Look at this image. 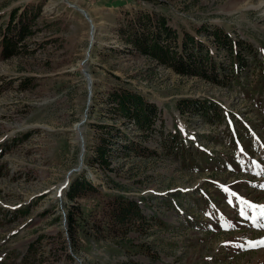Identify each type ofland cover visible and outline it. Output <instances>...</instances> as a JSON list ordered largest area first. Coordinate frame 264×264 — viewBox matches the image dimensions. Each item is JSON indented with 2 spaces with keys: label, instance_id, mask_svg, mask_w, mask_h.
<instances>
[{
  "label": "rangeland",
  "instance_id": "rangeland-1",
  "mask_svg": "<svg viewBox=\"0 0 264 264\" xmlns=\"http://www.w3.org/2000/svg\"><path fill=\"white\" fill-rule=\"evenodd\" d=\"M14 10L23 12L32 36L8 59L0 51V264H264L259 64L252 62L239 84L217 86L128 51L117 32L134 15L162 14L179 37L220 27L264 63V0H0L1 34ZM198 36L211 44L204 31ZM216 53L228 65L223 50ZM83 69L92 80L90 100ZM110 86L152 102L163 134L186 138L195 163L162 152L113 155L106 173L84 163L85 150L80 160L76 126L85 149L89 123L108 107L91 110L93 96ZM180 99L216 103L222 122L181 114ZM114 122L126 123L118 116ZM81 173L96 191L68 201V183ZM109 193L136 201L143 219L124 227L110 220ZM73 204L83 230L71 241L66 212Z\"/></svg>",
  "mask_w": 264,
  "mask_h": 264
},
{
  "label": "trees",
  "instance_id": "trees-1",
  "mask_svg": "<svg viewBox=\"0 0 264 264\" xmlns=\"http://www.w3.org/2000/svg\"><path fill=\"white\" fill-rule=\"evenodd\" d=\"M39 14L37 10L33 21ZM22 17L23 12L17 15V10H14L10 14L5 32L0 33V51L3 59L18 54L23 41L32 36L30 27L23 23ZM203 31L209 36L205 38L211 43L210 46L198 36ZM117 32L128 51H135L181 76H197L213 85L231 88L241 75L251 71L252 62L259 64L260 74L264 75V63L256 60L257 52L252 46L246 41L243 43V40L236 36H231L220 27L212 29L202 27L196 29L195 34L183 32L179 37L165 15L144 12L124 21ZM215 50H223L228 65L216 59ZM92 103L91 110L96 104L108 107L106 114L102 115L104 117H100L96 123H89L93 136L91 144L87 141L85 145L84 163L91 168L95 167L107 173L112 170L110 164L113 155L145 158L157 157L159 152L179 157L185 165L195 163V158L193 159L191 151L186 147L187 139L176 132L164 135L162 132L164 122L158 108L143 95L127 87L110 86L99 92V96L94 95ZM176 108L181 114L190 112L203 120L214 118L217 123L222 122V110L211 101L180 99ZM115 116L122 118L126 123L122 127L116 126ZM129 127L136 131L130 130ZM155 137L159 138L158 143H154V147H148L146 143ZM197 152L203 158L206 157L205 153ZM88 191L95 192L96 189L81 173L69 181L65 196L68 201H75L85 196ZM105 196L108 198V214L114 223L124 227L132 224L134 220L143 219L139 205L133 199L122 194L109 193ZM175 200L173 202H176ZM66 225V232L71 241H74V236L83 230V217L78 205L68 207ZM130 227L124 229L123 233Z\"/></svg>",
  "mask_w": 264,
  "mask_h": 264
},
{
  "label": "water",
  "instance_id": "water-1",
  "mask_svg": "<svg viewBox=\"0 0 264 264\" xmlns=\"http://www.w3.org/2000/svg\"><path fill=\"white\" fill-rule=\"evenodd\" d=\"M91 29L93 31V28H91ZM82 72H83V74L85 76V80H86V83H87V89H88V93H89V100H90V95H91L90 90H91L92 80H91V77H90L89 73L85 69H83ZM76 130H77V134H78V137H79V140H80V147H81V149H80V160H82L83 153H84L85 149H84L83 137L81 135V128H80L79 124L76 126ZM81 167H82V164L80 165V168Z\"/></svg>",
  "mask_w": 264,
  "mask_h": 264
},
{
  "label": "snow or ice",
  "instance_id": "snow-or-ice-1",
  "mask_svg": "<svg viewBox=\"0 0 264 264\" xmlns=\"http://www.w3.org/2000/svg\"><path fill=\"white\" fill-rule=\"evenodd\" d=\"M261 215L264 216V211H262ZM260 244L261 246H264V241H261ZM253 246H256V245H253Z\"/></svg>",
  "mask_w": 264,
  "mask_h": 264
}]
</instances>
